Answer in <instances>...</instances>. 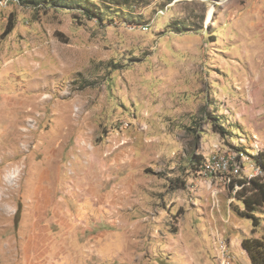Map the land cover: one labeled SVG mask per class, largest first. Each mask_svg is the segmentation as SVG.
Returning <instances> with one entry per match:
<instances>
[{
	"label": "rangeland",
	"instance_id": "obj_1",
	"mask_svg": "<svg viewBox=\"0 0 264 264\" xmlns=\"http://www.w3.org/2000/svg\"><path fill=\"white\" fill-rule=\"evenodd\" d=\"M259 154L264 0H0V264H252Z\"/></svg>",
	"mask_w": 264,
	"mask_h": 264
},
{
	"label": "trees",
	"instance_id": "obj_2",
	"mask_svg": "<svg viewBox=\"0 0 264 264\" xmlns=\"http://www.w3.org/2000/svg\"><path fill=\"white\" fill-rule=\"evenodd\" d=\"M89 4L91 5V7L85 10L87 15H89V18H99V9L93 3ZM202 160L200 162L198 161L199 165L202 164ZM256 162L259 164V166L264 169L263 155L259 154L257 156ZM239 182V184L250 183L253 185V189L242 197V202L245 207L244 213L247 215V217L251 218L253 224L256 225L258 222L257 216L253 215V211L257 205H262L264 202V184L262 182H259L258 177H251L246 180H239ZM231 186H234V184H232ZM241 244L242 247L248 251V255L252 264H264V242L256 238H248L243 239Z\"/></svg>",
	"mask_w": 264,
	"mask_h": 264
},
{
	"label": "bare ground",
	"instance_id": "obj_3",
	"mask_svg": "<svg viewBox=\"0 0 264 264\" xmlns=\"http://www.w3.org/2000/svg\"><path fill=\"white\" fill-rule=\"evenodd\" d=\"M212 159H223L224 161H226L228 164H226L225 162L223 161H211V159L209 160H205L206 162L204 163V171H208V172H211V171H215V170H218L220 172H225V171H229V169H232L231 168V159L230 157H227L226 155H222V156H216ZM219 172V173H220ZM214 173V172H213ZM234 175V174H233Z\"/></svg>",
	"mask_w": 264,
	"mask_h": 264
},
{
	"label": "built area",
	"instance_id": "obj_4",
	"mask_svg": "<svg viewBox=\"0 0 264 264\" xmlns=\"http://www.w3.org/2000/svg\"><path fill=\"white\" fill-rule=\"evenodd\" d=\"M211 161H223L225 162L226 164H228L226 161H224L223 159H211Z\"/></svg>",
	"mask_w": 264,
	"mask_h": 264
}]
</instances>
